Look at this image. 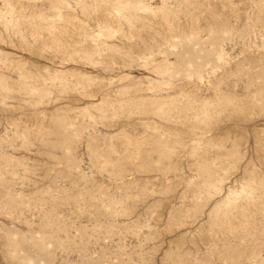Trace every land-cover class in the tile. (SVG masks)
Here are the masks:
<instances>
[{
  "label": "rangeland",
  "instance_id": "374dc122",
  "mask_svg": "<svg viewBox=\"0 0 264 264\" xmlns=\"http://www.w3.org/2000/svg\"><path fill=\"white\" fill-rule=\"evenodd\" d=\"M0 264H264V0H0Z\"/></svg>",
  "mask_w": 264,
  "mask_h": 264
}]
</instances>
